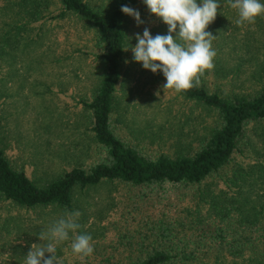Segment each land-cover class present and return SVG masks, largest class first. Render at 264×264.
<instances>
[{
    "label": "rangeland",
    "instance_id": "rangeland-1",
    "mask_svg": "<svg viewBox=\"0 0 264 264\" xmlns=\"http://www.w3.org/2000/svg\"><path fill=\"white\" fill-rule=\"evenodd\" d=\"M90 1L100 6L107 0ZM5 2L0 0V8ZM219 3L211 24L217 23L215 41L224 51L218 55L219 67L229 78L208 74V80L224 83L226 91L254 92L264 85V15L253 25L237 26V10L230 8L227 0ZM133 8L139 11L143 23L137 25L128 16L131 38L142 35L145 28L152 36L167 34L168 26L150 13L143 0H136ZM13 20L9 8L0 10V140L13 165L45 182L65 167L91 161L96 154L82 122L79 98L92 87L97 62L81 58L74 50L92 46L84 31L86 26L77 18H48L41 27L34 24L18 33L11 27ZM136 43L130 39L124 56L117 94L120 107L113 115L122 119L118 125L122 136L152 154L187 150L211 118L202 106L174 90H163L166 82L154 80L151 70L133 60L131 47ZM210 86L215 88L214 83ZM253 129L256 132L248 130L243 151L236 154V160L249 166L264 161V137L258 135L264 123L253 125ZM217 180L212 177L207 183ZM197 187L183 183L151 188L116 181L78 191L83 207L75 205L71 211L81 213L78 233L91 234L94 253L81 260L72 252L74 236L70 234L68 241L57 245L56 255L66 264H96L115 254L117 261L128 264L139 254V247L143 251L150 248L152 239L167 225L171 229L169 237H162L167 244L180 246V241L189 238L186 234L191 231L188 226L192 217L187 208L197 209ZM65 209L50 205L26 209L0 196V264H24L31 245L41 243L38 234L58 220Z\"/></svg>",
    "mask_w": 264,
    "mask_h": 264
},
{
    "label": "trees",
    "instance_id": "trees-1",
    "mask_svg": "<svg viewBox=\"0 0 264 264\" xmlns=\"http://www.w3.org/2000/svg\"><path fill=\"white\" fill-rule=\"evenodd\" d=\"M135 1L107 0L98 6L90 0H6L0 8L11 10L15 19L11 27L16 33L34 24L41 27L48 18H77L86 26L84 31L92 46L74 50L81 58L97 62L92 87L79 98L82 122L96 150L94 158L65 167L56 176L39 182L24 168L13 165L0 140V196L26 209L50 205L71 211L75 205L83 207L78 191L85 192L103 182L151 188L197 185V209L187 208L192 217L188 241H180L176 247L167 244L162 237H169L171 229L167 225L152 239L150 248L143 251L139 247V254L128 264H264V161L249 166L236 160L248 130L264 123V85L254 92L226 91L224 83L210 86L213 83L208 74L229 78L219 67L218 55L224 51L215 39L214 69L205 72L198 87L178 93L202 106L211 118L197 133V142L173 154L143 151L122 136L118 126L122 119L113 116L120 107L117 94L127 52L124 49L130 39H135L128 32L129 15L121 7L133 8ZM216 24H210L206 31L216 36ZM152 75L154 80L166 82L162 72ZM258 135L264 137V129ZM212 177H218L215 183L212 181L214 187L207 183ZM117 257L110 254L96 264H123Z\"/></svg>",
    "mask_w": 264,
    "mask_h": 264
},
{
    "label": "clouds",
    "instance_id": "clouds-1",
    "mask_svg": "<svg viewBox=\"0 0 264 264\" xmlns=\"http://www.w3.org/2000/svg\"><path fill=\"white\" fill-rule=\"evenodd\" d=\"M143 3L168 29L166 35L152 36L148 28L142 35L137 33V43L131 47L133 60L153 73L162 72L166 78L163 90L182 93L198 87L205 72L215 67L213 61L217 52L213 41L217 37L206 29L216 19L219 0H199V3L198 0H143ZM227 3L238 12L237 26L253 25L257 17L264 15L261 0H227ZM121 11L133 17L137 25L143 23L138 10L122 6ZM155 94L159 96L160 92ZM80 216L78 210L65 209L58 220L38 234L41 243L31 245L24 264H62L56 255L57 245L68 241L70 234L74 236L72 252L81 260L91 256L94 253L93 237L86 232L78 233L82 227ZM44 241L46 243H42ZM46 253L50 256L46 257Z\"/></svg>",
    "mask_w": 264,
    "mask_h": 264
}]
</instances>
